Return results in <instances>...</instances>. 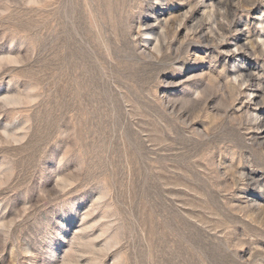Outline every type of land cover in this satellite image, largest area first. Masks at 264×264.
Instances as JSON below:
<instances>
[{"label": "rangeland", "instance_id": "1", "mask_svg": "<svg viewBox=\"0 0 264 264\" xmlns=\"http://www.w3.org/2000/svg\"><path fill=\"white\" fill-rule=\"evenodd\" d=\"M261 21L0 0V264H264Z\"/></svg>", "mask_w": 264, "mask_h": 264}, {"label": "bare ground", "instance_id": "2", "mask_svg": "<svg viewBox=\"0 0 264 264\" xmlns=\"http://www.w3.org/2000/svg\"><path fill=\"white\" fill-rule=\"evenodd\" d=\"M263 22L261 21L260 22V25L262 24ZM220 25V24H219ZM263 25H264V23H263ZM221 27V26H220ZM264 29V28H263ZM259 37H260V40L263 42V44H262V46L264 45V38L263 37H261L260 35H259ZM259 40V41H260ZM253 42V41H252ZM259 43V42H258ZM254 45V44H253ZM259 45V44H258ZM252 47V46H251ZM251 49V48H250ZM253 49V48H252ZM263 52V54H264V51H262ZM257 91V90H256Z\"/></svg>", "mask_w": 264, "mask_h": 264}]
</instances>
